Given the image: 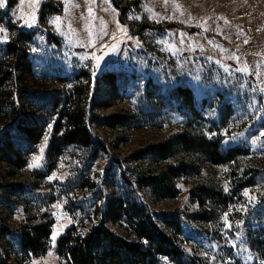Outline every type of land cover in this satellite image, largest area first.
I'll return each mask as SVG.
<instances>
[{"label": "rangeland", "instance_id": "obj_1", "mask_svg": "<svg viewBox=\"0 0 264 264\" xmlns=\"http://www.w3.org/2000/svg\"><path fill=\"white\" fill-rule=\"evenodd\" d=\"M113 1L118 10L111 0L0 7V261L66 264L57 244L69 228L84 234L107 202L137 197L155 220L183 221L176 243L198 264H264V0ZM247 26L257 32L246 34ZM70 106L85 115L93 142L50 160ZM210 114L218 124L201 118ZM22 123L40 135L38 145L24 138ZM186 132L197 140L219 135L224 150L248 154L214 166L177 142L167 160L147 152ZM180 163L176 197L148 193L146 177L170 176ZM39 223L51 224L47 251L26 255L15 241ZM105 225L134 241L123 219Z\"/></svg>", "mask_w": 264, "mask_h": 264}, {"label": "trees", "instance_id": "obj_2", "mask_svg": "<svg viewBox=\"0 0 264 264\" xmlns=\"http://www.w3.org/2000/svg\"><path fill=\"white\" fill-rule=\"evenodd\" d=\"M18 1L6 0L7 7L14 8ZM111 2L118 10V5L113 0ZM43 7L44 10L51 8L48 4ZM181 92L185 104L191 107L194 103L192 93L188 89ZM66 110V113L61 117L64 120V130L60 133L56 131L58 133L53 136L50 142L48 149L50 160L72 145L89 147L93 142L91 135L86 133L84 127L85 115L77 114V106H70ZM201 118L208 124L211 123V126L218 124V119L213 114L208 117L201 116ZM20 130L24 138L30 141L33 146L38 145L40 135H36L31 127L23 124L20 126ZM217 136L211 139L197 140L189 132L181 133L173 136L171 141L150 146L147 152L159 160H167L174 155L172 144L177 142L187 154H202L214 166L227 165L237 156L248 154V151H244L240 146L224 150L221 146L222 141L219 135ZM8 162L11 166H15L11 159H8ZM17 167L19 168L20 165ZM182 167V163L172 166L169 169L170 176L165 174L146 177L143 181L144 188L149 194L157 196L158 200L176 197L177 191L172 179ZM246 186L249 184L240 185L239 188ZM205 193L217 202L228 203L227 196H221L211 189H207ZM117 203L119 205H110V201L107 202V211L102 213L100 218L94 220L95 222L90 225L86 233L81 234L77 232L75 226H72L59 239L57 254L66 264H198L176 243L175 235L182 234L184 229L181 219L174 217L173 214H164L156 216L157 220H155L154 215L137 197H130ZM79 206L78 210L84 217L89 218V208L83 204ZM103 216L107 218L103 220ZM121 219L131 231L134 241L117 235L105 225L107 222L116 223ZM51 234V224L32 225L20 234L15 245L26 255L40 257L47 251V242ZM0 264L3 263L0 261Z\"/></svg>", "mask_w": 264, "mask_h": 264}, {"label": "snow or ice", "instance_id": "obj_3", "mask_svg": "<svg viewBox=\"0 0 264 264\" xmlns=\"http://www.w3.org/2000/svg\"><path fill=\"white\" fill-rule=\"evenodd\" d=\"M21 3H23V0H21ZM0 7H4V0H0ZM89 12L91 13V9L89 10ZM139 17H137L138 19ZM151 18V17H150ZM169 19H171V17H169ZM225 23H227V21H225ZM205 31H207V28L204 29ZM2 31V30H0ZM245 43H247V41H245ZM237 71H243V72H247L248 69L247 67L245 68H242V69H237ZM257 75H260L259 72L256 73ZM262 135H264V133H262ZM38 160V158H34V163L32 165H30V167H33V166H38V164L36 163V161ZM246 196H248V193H245ZM254 200V197H250L249 198V202L251 203L252 201ZM243 210H247L246 208L243 209ZM225 224L227 225V219H225ZM53 240H55V236H53ZM235 247V245H233Z\"/></svg>", "mask_w": 264, "mask_h": 264}, {"label": "crops", "instance_id": "obj_4", "mask_svg": "<svg viewBox=\"0 0 264 264\" xmlns=\"http://www.w3.org/2000/svg\"><path fill=\"white\" fill-rule=\"evenodd\" d=\"M233 24H237L236 21H234ZM242 24H243V25H247L246 22H244V23H242ZM243 25H242V26H243ZM248 29H249V30H248ZM250 30H251V31H250ZM254 31L257 32V30H256L255 28H250L249 26H247V30H246L245 32H246V34H247L248 32L250 33V32H254Z\"/></svg>", "mask_w": 264, "mask_h": 264}, {"label": "bare ground", "instance_id": "obj_5", "mask_svg": "<svg viewBox=\"0 0 264 264\" xmlns=\"http://www.w3.org/2000/svg\"><path fill=\"white\" fill-rule=\"evenodd\" d=\"M220 11H224V7H221Z\"/></svg>", "mask_w": 264, "mask_h": 264}]
</instances>
